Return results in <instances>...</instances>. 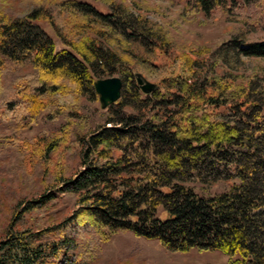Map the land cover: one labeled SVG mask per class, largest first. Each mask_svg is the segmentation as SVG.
Listing matches in <instances>:
<instances>
[{
	"label": "trees",
	"instance_id": "1",
	"mask_svg": "<svg viewBox=\"0 0 264 264\" xmlns=\"http://www.w3.org/2000/svg\"><path fill=\"white\" fill-rule=\"evenodd\" d=\"M188 2L203 14L243 10L264 29V0ZM255 60H264V38L241 33L215 49L179 51L168 29L131 14L126 2L109 14L74 0H44L16 18L0 12V121L13 129L2 142L47 160L76 130L80 158L72 176L60 163L57 191L48 187L25 209L60 192L75 197L70 214L38 231H17L12 219L0 264H63L75 256L69 244L88 236L106 244L123 232L174 253L221 252L227 264H264V66ZM135 73L156 89L144 93ZM112 76L123 82L121 99L87 129L82 104L99 101L95 82ZM43 113L70 118L53 138L29 145L20 134Z\"/></svg>",
	"mask_w": 264,
	"mask_h": 264
},
{
	"label": "rangeland",
	"instance_id": "2",
	"mask_svg": "<svg viewBox=\"0 0 264 264\" xmlns=\"http://www.w3.org/2000/svg\"><path fill=\"white\" fill-rule=\"evenodd\" d=\"M74 1L88 3L103 14H109L114 3L126 2L131 7V14L141 13L148 21L168 29L174 46L179 51L187 47L215 49L232 35L241 33L248 41H259L264 38L262 24L256 25L259 23L258 17L247 15L243 10L239 14L216 11L203 14L192 11L188 0ZM43 3L44 0H0V12L11 18L22 17ZM249 24L256 25L257 29ZM41 26L53 38L57 49L59 51L64 49L49 24L43 21ZM255 64L264 66V60H255ZM21 73L20 70L13 71L12 79L16 80ZM82 106V113L90 120V127L87 129H94L104 119L107 110L102 109L100 101L92 104L83 103ZM56 116L57 118L47 117L46 113H43L29 129L21 132V139L33 146L35 138H53L70 118L66 113H59ZM12 132L10 123L0 121V241L6 238L12 219L15 220L17 231L26 229L38 231L50 228L67 217L75 207V197L60 192L57 193V198L46 206L27 212L25 209L29 202L37 201L48 187L53 185L51 190L57 191L53 173L61 171L60 163L67 177L80 169L76 130L72 132L69 145L52 153L47 160L33 158L31 149L22 152L17 146L2 142V139ZM221 188L222 186L217 191H221ZM79 243L78 247L73 243L66 247L74 252L75 256L63 264H75L80 259L82 262L85 261L83 264H227L229 261L221 252H199L196 249L188 254L170 252L157 241L137 238L126 232L114 235L106 244L98 242L97 238L92 236H88L84 241H78Z\"/></svg>",
	"mask_w": 264,
	"mask_h": 264
},
{
	"label": "water",
	"instance_id": "3",
	"mask_svg": "<svg viewBox=\"0 0 264 264\" xmlns=\"http://www.w3.org/2000/svg\"><path fill=\"white\" fill-rule=\"evenodd\" d=\"M134 81L144 93L148 94L156 89V85L150 82L142 73H135ZM122 88L123 82L119 77L99 79L95 82V93L99 96V101L104 110L121 99Z\"/></svg>",
	"mask_w": 264,
	"mask_h": 264
}]
</instances>
